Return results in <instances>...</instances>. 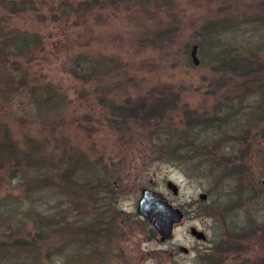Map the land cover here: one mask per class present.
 I'll use <instances>...</instances> for the list:
<instances>
[{
	"label": "rangeland",
	"instance_id": "obj_1",
	"mask_svg": "<svg viewBox=\"0 0 264 264\" xmlns=\"http://www.w3.org/2000/svg\"><path fill=\"white\" fill-rule=\"evenodd\" d=\"M263 4L264 0H0V60L17 63L37 84L49 83L50 94L60 100L58 108L37 113L27 89L10 93L5 79L0 84L6 89L0 95V125L8 141L22 152L19 158L35 145L39 151L34 157L42 161L40 190L31 197L24 196L17 176L10 178L11 168H0V203L19 217L25 211L24 239L33 232L36 215L43 223L49 221L51 234L45 242L55 257L44 258L37 249V264H264V227L246 234L244 228L238 234L246 215L255 216L258 224L264 221V153H251L250 139L243 146L225 143L201 167L187 154L167 161L158 153L163 142H172L167 130L176 138L185 128V111L210 115L217 105L234 99L229 78L201 64L198 52L199 63L193 64L190 52L199 41L197 33L209 22L227 21L240 25V37L253 30L257 35L260 26L239 23L261 16ZM19 36L36 38V45L18 55L7 41ZM80 53L93 63L110 65L101 84L83 83L71 74L73 58ZM9 76L14 78L13 73ZM12 83L14 87L16 80ZM157 93L176 106L165 107L160 122L120 118V112L130 114L136 104L157 98ZM109 106L118 109L116 114ZM61 167L67 174L63 178ZM143 189L184 207L172 242L162 244L158 236L155 241L149 237L151 223L137 212ZM105 198L113 203H91ZM29 207L35 215L26 210ZM223 208L234 215L227 233L222 216L228 211ZM67 221L74 223L72 232L61 227ZM101 225L106 233L96 236ZM192 228L204 233V243L189 233ZM173 244L186 247L187 255L178 254ZM86 245L92 250L85 252ZM80 250L85 253L78 259Z\"/></svg>",
	"mask_w": 264,
	"mask_h": 264
},
{
	"label": "trees",
	"instance_id": "obj_2",
	"mask_svg": "<svg viewBox=\"0 0 264 264\" xmlns=\"http://www.w3.org/2000/svg\"><path fill=\"white\" fill-rule=\"evenodd\" d=\"M244 22L256 28L260 26V33L256 35L253 30L240 37L238 28L240 25L235 26L232 22L227 21L209 22L197 33L199 37L197 52L201 57L200 63L210 66L215 73H221L229 78V90L234 99L225 100L224 104L217 105L210 115L208 113L196 115L192 111H185V128L180 131L179 137L173 138L170 135L171 132L167 130L169 140L172 142L166 140L158 147V153L163 159L169 161L187 154L188 159L198 161V167H201V164L209 161V157L213 155L211 152L219 150L225 143H236L243 146L249 142V139L251 145L248 150L251 153H264V10L261 16L248 17L239 24H244ZM7 42L12 51L22 55L36 45V38L19 36L10 38ZM5 61L0 60V84L5 79L4 83L8 84L6 87L11 86L9 92L12 90L17 92L20 88L27 89L28 97L31 99L30 103L36 107L37 113L51 111L59 107L60 100L57 96L50 94L52 87L49 83L37 84V82L28 79L25 69H18L20 67L17 63L12 62L7 65ZM109 66L108 63L101 61L93 63L86 54L80 53L73 58L69 70L77 80L83 83L93 81L98 85L101 84V77L110 73ZM11 73H13L14 78L9 76ZM13 79L16 80L14 87L12 86ZM4 90L6 89L0 88V95ZM157 95L160 97L152 98L151 101L145 99L140 101L130 111V114L120 112V118L124 122L129 121L134 116L132 119L140 118L144 121L154 119L160 122L163 119L162 114L165 107L175 109L176 106H173L163 93H157ZM108 108H110L112 114H116L115 111L118 110L110 106ZM240 119L243 121L239 122ZM230 126L233 127L230 128ZM229 131H231V134ZM28 149L29 151L19 158L18 155L22 152L14 143L8 141L6 129L3 125H0V168H11L10 178L16 176L19 178L17 183L23 188L25 197H31L40 190L39 182L41 180L39 179L41 176L39 166L42 161L38 157H34L39 150L35 145ZM23 162H25V165H22ZM231 164H233L232 161ZM62 169L61 167L59 174L61 178L67 175ZM66 169L64 167V170ZM33 172H36V175H33ZM50 175L51 173L47 177H50ZM250 201L254 202V197L250 198ZM26 210L34 213L33 208H31V211L30 207ZM225 210L227 209L223 208V211ZM227 211V213H223L224 215L222 214V222L226 233L230 232L227 222L230 218L234 220L232 209ZM237 212L239 213V211H235V213ZM19 214V212L13 213L10 207L6 208L4 201L0 203V264H37L40 261L36 252L37 249L42 250L44 258L51 259V257H55L54 249L48 247V243L45 242L50 239L51 234V231H49L51 228L47 227L49 221L43 223L39 218L40 215H36V218L32 221L33 232H27L28 234L26 233L24 239L21 225L23 224L25 211L22 212L23 215L20 217ZM27 214L29 215V213ZM242 222L245 223L243 228H239L240 232L238 234L240 235L243 233L244 228V234H246L254 231V227H264V221L262 220L258 224L256 217L252 215H246ZM61 227L66 232H72L71 229L74 227V223L68 222L62 224ZM106 230L101 225L98 233L96 232V236H101L106 233ZM83 248L85 252L92 250L87 245ZM220 250L227 249L221 247ZM80 251L81 253H77L79 254L78 259L81 258V254L85 253L82 250ZM80 263L83 264L82 260Z\"/></svg>",
	"mask_w": 264,
	"mask_h": 264
},
{
	"label": "water",
	"instance_id": "obj_3",
	"mask_svg": "<svg viewBox=\"0 0 264 264\" xmlns=\"http://www.w3.org/2000/svg\"><path fill=\"white\" fill-rule=\"evenodd\" d=\"M197 53V45H193L190 52V57L193 64H198L199 60L196 56ZM167 186L170 187L173 193H176L177 190L171 182L167 183ZM142 196L137 204V212L151 220L153 214L157 215V218L153 221V226L157 229L159 235L161 236V240L169 238L171 236V229L174 223L180 221L182 214L176 208H171L167 203L160 201V194H157L149 189L142 190ZM201 199H205V194L200 195ZM150 201V203H143L146 201ZM161 208L162 211H156V208ZM191 234L195 236L197 239H204V233L198 232L194 228L191 230ZM186 250L185 248H181Z\"/></svg>",
	"mask_w": 264,
	"mask_h": 264
},
{
	"label": "flooded vegetation",
	"instance_id": "obj_4",
	"mask_svg": "<svg viewBox=\"0 0 264 264\" xmlns=\"http://www.w3.org/2000/svg\"><path fill=\"white\" fill-rule=\"evenodd\" d=\"M167 186V185H166ZM168 187V186H167ZM168 188H170V187H168ZM171 189V188H170ZM177 193L178 192H176V193H173V191H172V194L173 195H177ZM160 201H162V202H164V203H167L171 208H176V209H178L180 212H181V214H182V217H181V219H180V221L179 222H177V223H174L173 225H172V229H171V236L169 237V238H166V239H164V240H161V238H160V236H159V233H158V231H157V229L153 226V221L157 218V215L156 214H153V216H152V218H151V220L148 218V216H146V217H144L145 218V220L147 221V222H149V223H151V228H150V233H151V235L149 236V237H151V239H153L154 241L156 240V236H158V241L160 242V243H162V244H164V243H167V242H172V231L177 227V226H179L180 224H181V221L183 220V218H184V211L182 210V209H184V207L182 206V209L180 208V207H174L165 197H163L162 195H161V197H160ZM91 203H113V201H111L110 199H102V200H100V199H98V200H92L91 201ZM137 204L139 203V200L136 202ZM143 203H150V201L148 200V201H146V202H143ZM156 211L158 212V211H162L161 210V208H159V207H157L156 208ZM143 218V219H144ZM180 223V224H179ZM189 233H191V232H189ZM188 233V234H189ZM192 235V234H191ZM193 236V235H192ZM150 239V238H149ZM198 240V239H197ZM198 241H202L203 243L206 241H204V239L202 240H198ZM181 247H184V246H180V245H178V244H173L172 246H171V248L174 250V249H177V252H178V254H182V255H187V253H188V251H187V249L186 250H181ZM184 248H186V247H184Z\"/></svg>",
	"mask_w": 264,
	"mask_h": 264
}]
</instances>
